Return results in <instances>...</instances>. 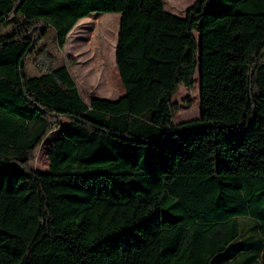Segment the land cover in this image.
<instances>
[{
	"label": "trees",
	"instance_id": "1",
	"mask_svg": "<svg viewBox=\"0 0 264 264\" xmlns=\"http://www.w3.org/2000/svg\"><path fill=\"white\" fill-rule=\"evenodd\" d=\"M92 13L121 15L125 95L87 104L42 44L53 29L64 49ZM0 25V264H264V0L185 17L164 0H0ZM197 71L201 116L173 125Z\"/></svg>",
	"mask_w": 264,
	"mask_h": 264
},
{
	"label": "rangeland",
	"instance_id": "2",
	"mask_svg": "<svg viewBox=\"0 0 264 264\" xmlns=\"http://www.w3.org/2000/svg\"><path fill=\"white\" fill-rule=\"evenodd\" d=\"M196 0H164L166 12L181 17ZM121 15L117 13H92L82 19L68 36L64 49L57 44L56 33L50 29L42 46H46L53 58L54 67L66 66L73 76L85 103L92 99L117 100L125 95L119 71L116 65V47L118 42ZM12 32L11 26L0 25V35ZM199 41L200 35L195 33ZM199 71V69H198ZM197 71L195 84L191 92L180 87L173 97V102L180 106L173 125L199 119L201 116L200 75ZM26 73L29 77L40 75L34 64V56H30L26 63ZM187 100L191 101L186 105ZM68 124L61 121V127ZM60 137L57 131L49 136L38 149L31 163L32 170L45 174L49 161L47 153L52 142Z\"/></svg>",
	"mask_w": 264,
	"mask_h": 264
},
{
	"label": "crops",
	"instance_id": "3",
	"mask_svg": "<svg viewBox=\"0 0 264 264\" xmlns=\"http://www.w3.org/2000/svg\"><path fill=\"white\" fill-rule=\"evenodd\" d=\"M181 17H185V14L184 15H181ZM178 125V124H177Z\"/></svg>",
	"mask_w": 264,
	"mask_h": 264
},
{
	"label": "water",
	"instance_id": "4",
	"mask_svg": "<svg viewBox=\"0 0 264 264\" xmlns=\"http://www.w3.org/2000/svg\"><path fill=\"white\" fill-rule=\"evenodd\" d=\"M199 71H200V65H199Z\"/></svg>",
	"mask_w": 264,
	"mask_h": 264
}]
</instances>
